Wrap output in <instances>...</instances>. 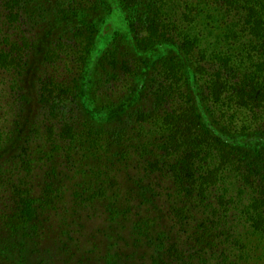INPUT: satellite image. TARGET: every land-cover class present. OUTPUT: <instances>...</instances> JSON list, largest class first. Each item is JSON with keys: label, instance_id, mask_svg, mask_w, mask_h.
<instances>
[{"label": "trees", "instance_id": "1", "mask_svg": "<svg viewBox=\"0 0 264 264\" xmlns=\"http://www.w3.org/2000/svg\"><path fill=\"white\" fill-rule=\"evenodd\" d=\"M115 2L136 52L175 48L190 74L177 56L155 63L140 98L127 111L131 124L124 122L111 135L106 150L110 158L103 159V168L112 173L116 164H136L137 175L150 180L158 175L165 185L159 197L163 203L170 200L173 220H184L185 227L195 222L190 207H202L203 220L196 225L204 229L196 234L194 251L180 249L177 241L168 243V237L160 251L166 264H205L204 251L227 235L224 224L239 222L264 234V0ZM102 11H110L107 0H0L2 37L7 39L0 50V77L6 87L0 98L10 97L13 105L23 99L21 78L35 57L39 74L42 67L48 69L40 103L55 122L43 129L46 149L33 146L40 135L36 131L25 141L17 131L7 132L10 126L0 113V250L12 239L6 250L21 242L22 253L6 257L10 264L29 263L25 242L40 237L45 213L67 200L65 189L74 191L69 199L75 205L107 199L111 220H132L134 209L155 199L154 183L132 178L136 187L126 188L117 176L100 171L70 187L71 179L55 160L56 154L64 163L75 152L96 150L97 140H90V134L72 133L73 124L57 127L74 112L70 105L98 35L91 18ZM33 31L36 44L45 38L42 52L30 44ZM131 57L114 38L92 74L91 103L102 101L100 109L110 110L127 100L142 70V63ZM153 224L143 218L140 226L149 231Z\"/></svg>", "mask_w": 264, "mask_h": 264}, {"label": "rangeland", "instance_id": "2", "mask_svg": "<svg viewBox=\"0 0 264 264\" xmlns=\"http://www.w3.org/2000/svg\"><path fill=\"white\" fill-rule=\"evenodd\" d=\"M107 4L110 7L108 13L102 11L91 18V23L97 27L98 35L82 75L80 90L77 92V97L73 99L74 103L70 105L71 109L74 108V112L70 114L67 123L58 124L57 127L66 129V124H73L72 133L90 134L92 136L90 140H97L96 150L85 152L84 155L82 152H75L76 154H72L70 159L64 163L61 160L62 155L56 154L55 160L60 171H66L71 179L67 183L70 187L76 183L87 182L90 178L88 174L100 171L107 172L110 176H117V180L124 183L126 188L136 187L131 184L132 178L142 180V184L154 183L156 186L155 199L152 203L148 202L146 207L140 205L138 209H134L132 215H136V217L132 216L134 218L132 220H111L107 199L86 205H75L74 201L69 199L71 191L72 196L74 191L65 189L67 200L65 203L61 202L55 210L45 213L44 219L47 221L43 224L44 228L42 231L39 228L40 234L39 232L35 234H39L40 237L37 240L25 242L24 257H29L27 264H166V257L161 256L162 252L160 251V246L163 243L166 248L167 242L172 240L175 243L177 241L180 249L186 250L187 248L192 253L195 240L204 229L196 225L198 220L199 223L203 220L202 207H190L193 211L190 210L188 214L192 218L195 217L193 220L196 223H190L187 225L188 227H185L182 219L173 220L176 212L170 209V202H168L170 200H165L166 202L163 203V199L159 197L165 185L159 183L158 175H156L157 178L151 179L152 181L144 175L139 176L137 175L138 168H135L136 164H131L130 167L116 164L112 169L114 170L113 174L103 168V159L110 158V154L106 150L107 145L112 142L111 135L114 131H118L124 122L131 124L130 118H126L127 111L140 98V89L144 85L145 77L150 75L155 63L167 56H177L187 75L190 74L186 59L178 54L175 48L162 46L144 53L136 52L125 28L123 15L115 0H107ZM1 17L2 13H0V50H2L3 40H7L2 37L4 30L1 28L3 21ZM35 36L34 31L28 34L29 40L31 39L30 44L37 43L38 39ZM114 38L122 41L126 50L132 55L131 58L134 57L142 63V70L141 76L134 84L127 100L110 110H102L100 109L102 101L91 103L92 74L96 68L98 69L96 65L98 60L106 50L110 49ZM13 40L15 41V38ZM40 41L36 44V50L42 52L45 50L46 41L41 37ZM37 61L39 60H35V57L31 58L24 77L21 78L23 99L17 98L13 105L14 102L10 97L0 98V113L4 115L2 121L6 126H10L7 132L13 134L17 131L16 134L22 135L21 141H25L32 131H36L40 135L36 137L37 140L33 146L41 147L42 145L48 149L49 143L41 135L44 133L45 126L50 122H55L54 119H48L45 110H42L44 104L40 103V93H42V83L48 69L42 67L43 74H39ZM2 83L3 80L0 77V91H5L6 87H3ZM14 121H21V123H18L17 126ZM18 139L19 137L14 141ZM147 139H151L150 136ZM40 150L41 148L36 151V154L39 155ZM118 151L119 149H117ZM167 186L172 188L170 182L167 183ZM245 203L243 201V204ZM131 204L139 205L136 201ZM143 218L154 220L151 230L144 231V228L140 226ZM227 219L231 220V217L228 216ZM233 224H224L222 229L227 235L217 241L215 248L204 251L202 258L205 259V264H264V234L248 231L239 222ZM167 237L168 241L166 242ZM11 240H8L2 251L0 250V257H5L3 263L0 262V264H10L6 257H19L22 254L18 250L21 242L17 243L15 247H11L10 250H6V246L13 243Z\"/></svg>", "mask_w": 264, "mask_h": 264}]
</instances>
